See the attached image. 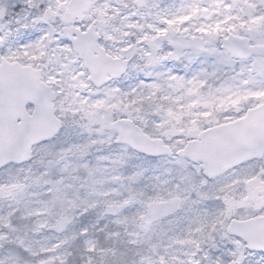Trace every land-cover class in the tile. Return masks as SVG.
Listing matches in <instances>:
<instances>
[{
    "label": "snow or ice",
    "instance_id": "6c2138e0",
    "mask_svg": "<svg viewBox=\"0 0 264 264\" xmlns=\"http://www.w3.org/2000/svg\"><path fill=\"white\" fill-rule=\"evenodd\" d=\"M0 264H264V0H0Z\"/></svg>",
    "mask_w": 264,
    "mask_h": 264
}]
</instances>
